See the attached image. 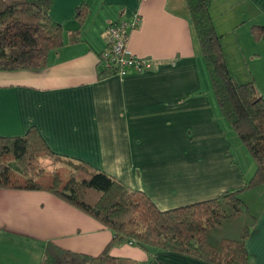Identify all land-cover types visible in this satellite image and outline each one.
<instances>
[{
	"label": "crops",
	"instance_id": "obj_1",
	"mask_svg": "<svg viewBox=\"0 0 264 264\" xmlns=\"http://www.w3.org/2000/svg\"><path fill=\"white\" fill-rule=\"evenodd\" d=\"M83 5L89 14L82 42L71 44L69 33L78 27ZM210 14L216 31L224 32L222 41L242 31L240 39L253 42V25H264V0H212ZM136 15L140 21L130 32L129 49L151 59L152 67L100 78L107 28ZM50 18L63 27L65 44L50 53L48 66L0 72V136L19 137L36 127L55 153L86 161L144 192L161 211L216 199L251 180L254 159L215 113V93L187 3L54 0ZM253 45L258 52L252 62L264 69V34ZM227 51L224 42L226 63ZM242 199L256 217L245 242L250 264H264V186ZM113 238L53 194L0 189V264H39L50 243L96 257ZM110 253L139 264H211L167 251L150 254L131 244Z\"/></svg>",
	"mask_w": 264,
	"mask_h": 264
},
{
	"label": "trees",
	"instance_id": "obj_2",
	"mask_svg": "<svg viewBox=\"0 0 264 264\" xmlns=\"http://www.w3.org/2000/svg\"><path fill=\"white\" fill-rule=\"evenodd\" d=\"M53 1L0 0V72L41 71L48 66L50 53L64 46V29L50 18ZM211 2L187 0V5L219 109L254 159V176L244 187L216 199L161 211L144 192L86 161L55 153L36 127L23 136H0V189L53 194L114 235L96 257L50 243L40 264H139L111 255L112 248L125 244L150 254L167 251L211 264H250L245 242L256 217L242 195L264 186V95L255 83L241 84L230 74L210 14ZM77 12L71 44L82 42L88 6ZM263 34L264 25L252 28L256 41ZM108 50L109 43L99 55L100 78L118 74L109 67Z\"/></svg>",
	"mask_w": 264,
	"mask_h": 264
},
{
	"label": "rangeland",
	"instance_id": "obj_3",
	"mask_svg": "<svg viewBox=\"0 0 264 264\" xmlns=\"http://www.w3.org/2000/svg\"><path fill=\"white\" fill-rule=\"evenodd\" d=\"M182 1L185 4L187 3V0H182ZM255 22L258 23V21H256V20H255ZM254 26H257V25H253V27ZM241 32L242 31L238 32L237 34L231 33L230 35L226 36V39L224 41H222V39L224 38V36H223L224 32L221 34L217 32L221 36V41H222L221 46H222L223 59L226 63L225 55H224V42H225L226 47L228 49L227 54L229 52V55L227 56V63L226 64H228V66H229V70H230L231 75L236 79L237 82H239L241 84L255 83L258 92L260 94L264 95V69L261 68V69L257 70L255 68V65L252 62L255 53L258 52V48H256L253 45V42H255L256 40H255V38H254L253 42H252V40H249V41L248 40L247 41L241 40L240 39ZM256 42H258V41H256ZM215 106H216L215 107V111H216L215 113L217 115L220 114V116H222L221 111L218 107V103L216 101V98H215ZM226 124H228V123L226 122ZM229 127H230V125H229ZM240 142H242V141L240 140ZM243 148H246V147H243ZM246 151H247V153H249L248 150H246ZM240 154H241V151L239 152V155Z\"/></svg>",
	"mask_w": 264,
	"mask_h": 264
},
{
	"label": "built area",
	"instance_id": "obj_4",
	"mask_svg": "<svg viewBox=\"0 0 264 264\" xmlns=\"http://www.w3.org/2000/svg\"><path fill=\"white\" fill-rule=\"evenodd\" d=\"M140 21L136 15L130 21H123L110 26L107 31V40L110 50L106 52L109 67L118 69L119 76H125L130 72L143 73L152 67V60L135 56L129 49L130 32L134 30Z\"/></svg>",
	"mask_w": 264,
	"mask_h": 264
}]
</instances>
